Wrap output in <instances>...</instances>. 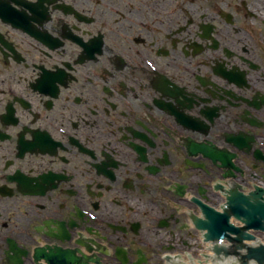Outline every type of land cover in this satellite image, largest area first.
<instances>
[{
  "label": "flooded vegetation",
  "instance_id": "flooded-vegetation-1",
  "mask_svg": "<svg viewBox=\"0 0 264 264\" xmlns=\"http://www.w3.org/2000/svg\"><path fill=\"white\" fill-rule=\"evenodd\" d=\"M253 154L264 0H0V264L200 260Z\"/></svg>",
  "mask_w": 264,
  "mask_h": 264
},
{
  "label": "water",
  "instance_id": "water-1",
  "mask_svg": "<svg viewBox=\"0 0 264 264\" xmlns=\"http://www.w3.org/2000/svg\"><path fill=\"white\" fill-rule=\"evenodd\" d=\"M229 212L222 214L221 222H205L201 225V228L206 231L205 241H218L226 239L233 243V250L236 256L240 255L243 246V241H252L254 237L246 233L248 230H255L257 232L264 233V190L256 187L254 194L250 197L242 196L238 197L237 201L229 202ZM232 215L238 222L242 223L243 227H235L228 223L229 216ZM233 235V236H232ZM212 251L219 255L223 250L218 249L217 246H213ZM227 256L228 252L223 251ZM57 259L72 263V258L69 256H57ZM241 259L244 264H248L249 261H254L255 264H264V246L258 245L255 247H246V251L242 254Z\"/></svg>",
  "mask_w": 264,
  "mask_h": 264
},
{
  "label": "rangeland",
  "instance_id": "rangeland-1",
  "mask_svg": "<svg viewBox=\"0 0 264 264\" xmlns=\"http://www.w3.org/2000/svg\"><path fill=\"white\" fill-rule=\"evenodd\" d=\"M257 167H258V166H256V167L254 166V168H257Z\"/></svg>",
  "mask_w": 264,
  "mask_h": 264
}]
</instances>
